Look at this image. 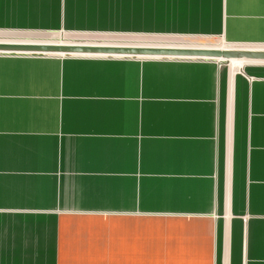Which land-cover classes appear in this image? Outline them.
Here are the masks:
<instances>
[{
  "label": "crops",
  "instance_id": "1",
  "mask_svg": "<svg viewBox=\"0 0 264 264\" xmlns=\"http://www.w3.org/2000/svg\"><path fill=\"white\" fill-rule=\"evenodd\" d=\"M0 30L264 45V0H0ZM0 54V264H264V67Z\"/></svg>",
  "mask_w": 264,
  "mask_h": 264
},
{
  "label": "water",
  "instance_id": "2",
  "mask_svg": "<svg viewBox=\"0 0 264 264\" xmlns=\"http://www.w3.org/2000/svg\"><path fill=\"white\" fill-rule=\"evenodd\" d=\"M0 54L3 55H56L60 56H99V57H138L172 58L183 60H252L264 62V50L248 48H230L226 50L204 48H181L162 46H85L59 45L48 43L0 42Z\"/></svg>",
  "mask_w": 264,
  "mask_h": 264
},
{
  "label": "rangeland",
  "instance_id": "3",
  "mask_svg": "<svg viewBox=\"0 0 264 264\" xmlns=\"http://www.w3.org/2000/svg\"><path fill=\"white\" fill-rule=\"evenodd\" d=\"M105 41V42H104ZM0 42H19V43H110V44H129L131 46H207V45H230L238 46H261L264 45H240L227 43L222 37H206V36H182V35H164L160 33H128V32H112V31H15L0 30ZM40 55V54H28ZM50 56V55H40ZM58 57H77L86 58L94 56H58ZM218 63V62H217ZM264 66V65H263ZM232 67L234 69H243L249 67V64L233 67L231 63H221L220 68ZM264 69V67H258Z\"/></svg>",
  "mask_w": 264,
  "mask_h": 264
},
{
  "label": "bare ground",
  "instance_id": "4",
  "mask_svg": "<svg viewBox=\"0 0 264 264\" xmlns=\"http://www.w3.org/2000/svg\"><path fill=\"white\" fill-rule=\"evenodd\" d=\"M105 42V41H104ZM48 44H59V45H85V46H131L129 44H110V43H90V42H83V43H48ZM138 45V44H137ZM136 45V46H137ZM219 45V44H218ZM214 46V45H207V46H178L181 48H204V49H217V50H226V49H230V48H234L233 46H228V45H220V46ZM177 47V46H174ZM237 48H248V49H255V50H264V47L261 46H238ZM59 55V54H56ZM60 56V55H59ZM97 57V56H96ZM163 59V58H162ZM168 59V58H167ZM172 59V58H171ZM195 60V59H194ZM219 61V63H231V65L233 67H238L240 68V66H243L244 64H249V65H264L263 61H252V60H217Z\"/></svg>",
  "mask_w": 264,
  "mask_h": 264
}]
</instances>
